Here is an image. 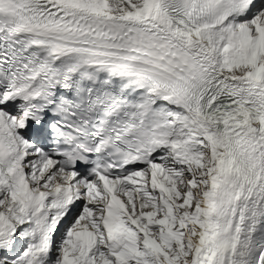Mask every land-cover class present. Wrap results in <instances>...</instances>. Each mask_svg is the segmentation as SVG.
I'll return each mask as SVG.
<instances>
[{
    "label": "snow or ice",
    "instance_id": "6c2138e0",
    "mask_svg": "<svg viewBox=\"0 0 264 264\" xmlns=\"http://www.w3.org/2000/svg\"><path fill=\"white\" fill-rule=\"evenodd\" d=\"M0 264H264V0H0Z\"/></svg>",
    "mask_w": 264,
    "mask_h": 264
}]
</instances>
